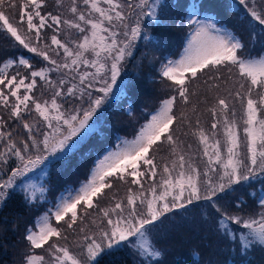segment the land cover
<instances>
[{"label": "rangeland", "instance_id": "obj_1", "mask_svg": "<svg viewBox=\"0 0 264 264\" xmlns=\"http://www.w3.org/2000/svg\"><path fill=\"white\" fill-rule=\"evenodd\" d=\"M176 2L179 9L174 5ZM186 2V0L51 1L52 9L50 6L47 7L51 12L48 14L46 12L39 22L31 24L36 28V34L31 33L28 37H22L20 34V38L24 39L22 43L31 48L34 47L31 38L37 43L39 41L42 43V38L44 40L46 37L45 33L47 35L50 33V39L45 38L42 47L43 60L39 71L32 74L34 81L32 85L38 86L39 94L36 98H39L36 102L43 122L27 125L25 128L29 132L25 141L19 140L17 144L14 143L15 146L8 142V148L3 151L4 159L11 157L12 161L19 165L14 170L11 181H8L9 186L17 183L20 177L33 173L40 164L59 158L65 159L70 173L65 175L63 181L68 182L74 178L80 179L81 182L71 192L60 196L56 205H53V213L60 218L77 205L81 208L78 211L82 215L94 217L93 206L98 200L93 197V193L102 187L103 181L113 192L119 189L116 182L119 175L116 169H120L123 162L134 165L140 154L147 151L153 140L159 138L174 121L175 99L167 98L158 105L159 93L166 91L169 85L156 78V69L159 76H169L172 81L184 82L188 71L195 72L205 67V80L228 82L229 94L231 91L240 90L242 76L237 72L239 68L241 72L248 73L246 78L248 81L253 79L260 81L263 78L264 56H247L238 49L239 39L234 31L228 25H222L215 14L206 12L207 7H201L200 0L192 3L189 11L184 12L181 5ZM232 2L238 3L242 7L241 10L247 12L259 4L254 3L255 0ZM250 2L254 4L248 5ZM79 5L82 6L81 10L78 15H74L69 7L74 11ZM260 6L264 7V3ZM251 14L255 19L258 18L256 11H252ZM74 16L78 18L74 19ZM183 17L188 24L181 23ZM3 20L7 22L6 19ZM85 23L88 26L84 25ZM74 26L77 27L78 33L75 37L69 32ZM185 26L189 32L185 34L186 46L182 50V55L174 59L175 52L172 51L174 39ZM14 28L18 31V28ZM166 57L168 62H163ZM225 59H229L231 66L229 63L226 64ZM211 62L214 63L215 69ZM207 67L211 69L208 70ZM8 94L4 100L8 99L11 102L12 96L8 97ZM202 100L204 104L208 103L212 108L213 106L217 108L211 98L207 99L205 93ZM249 103L246 112L248 129L245 133L252 137L250 151L252 164L263 169L264 162L259 161L257 156L258 153L262 155L264 152V146L259 150L262 147L261 143H264V117L259 118L260 111L252 100ZM184 106H189V103L186 102ZM146 111L147 116L143 118ZM223 115L225 118L232 117L230 127L222 126V120L214 113L211 115V121L224 130L219 131L221 136H218V141L216 139L212 141L215 138L214 130L208 128L209 132L206 133L202 129L199 140H202L201 149L204 150V154L199 153L194 157L191 155L189 156L191 158L181 161L175 150L173 154L175 156L171 158L180 161L182 165L167 166L163 179L159 182L160 188L157 190L156 185L155 187L152 185L150 190L147 189V201L153 222L159 221L161 225L164 214L172 218L173 215L169 214L171 211L192 204L194 199L200 200L204 194H208L205 195L207 200L212 199L216 183L210 181L209 168L215 167V164L210 161L209 155H213L212 159L218 162L222 154L224 158L222 167L227 166L234 179L238 180L240 177L238 169L242 163L241 154L236 149L231 150L234 142L239 140L235 126L238 117L236 108L226 110ZM140 120L142 121L137 125L135 135H129V125ZM115 134L122 138L111 145L110 140ZM168 139L174 146L177 144L174 135ZM221 140L230 142L226 144L225 150L221 147ZM104 145L106 149L94 162L88 178H85L82 172L84 173L91 158ZM212 146L217 148L216 152H213ZM202 161L204 166L202 172L198 173ZM203 171L204 177L200 176ZM139 185H143L141 181ZM146 194L143 191L130 194L131 201L128 204L123 199H117L113 207L107 208L115 218L107 217L109 223L104 226L99 224L100 226L88 235L85 254L69 252L67 251L69 246L62 244L58 248L64 252L62 257L52 263L93 264L106 249L114 248L119 242L127 239L144 258L159 261L163 255L161 249L155 247L149 228L147 229L143 218L138 216L137 199ZM82 198H86L87 204L89 202L91 206L84 205ZM261 200L264 202V195ZM119 206H122V215L116 214ZM248 211L251 209L248 208ZM248 219L245 221V230L238 232L240 244L243 247H251L252 243L264 245V207L249 215ZM50 223L47 215L37 220L36 230L31 232L33 242L39 245L47 244L52 229ZM129 237L135 240L132 242ZM52 242L61 244L59 240ZM46 250L52 249L48 247ZM18 255L14 264L18 263ZM49 260L47 259L51 263ZM29 264L41 263L33 256Z\"/></svg>", "mask_w": 264, "mask_h": 264}, {"label": "trees", "instance_id": "obj_2", "mask_svg": "<svg viewBox=\"0 0 264 264\" xmlns=\"http://www.w3.org/2000/svg\"><path fill=\"white\" fill-rule=\"evenodd\" d=\"M51 1H0V264H14L17 254H19L17 264H29L33 256L41 264H49L47 259H50V264H53L52 262L58 260L64 253L58 249L62 244L69 246L67 250L69 252L85 254L88 235L98 226L109 223L110 220L107 217H112L107 211L108 207L115 205L117 199H123L128 204L131 201L130 194H136L139 191L146 194L147 189L150 190L152 185L154 187L156 185L158 190L159 182L162 181L167 166L182 165L180 161L171 158L175 156L173 155L175 150L176 156H179L181 161L191 158L189 157L191 155L192 157L199 153L203 155L202 140H199L202 129L206 133L209 132L208 128L214 130L215 138L212 141L215 139L218 141V136H221L219 131H222V128L211 121V115L214 113L219 117L222 120V126L230 127L232 117L225 118L223 114L233 107L236 108L238 116L235 126H237L239 140L234 142L231 150L240 151L242 158L238 169L240 176L238 180L233 178L234 175L227 166L222 167L221 163L224 161L222 154L218 162L212 159L213 155H209L210 161L215 164V167L209 168L210 181L213 180L216 183L211 200H207L205 195L208 194H204L200 200L194 199L192 204L171 211L169 214L173 215L172 218L164 214L160 225L159 221L152 220L147 194L137 199L138 216L143 218L147 229L149 228L155 247L161 249V255L163 254L161 261L144 258L127 239L119 242L114 248L106 249L93 264H264V245L252 243L251 247H243L238 233L242 229L245 230V221L250 219H248L249 215H253L255 211L264 207V202L261 200L264 195V168H257L252 164L250 156L252 137H248L245 133L248 129L246 112L250 100L260 111L259 118L264 117V76L260 81H257L258 79L248 81L246 80L248 73L246 72L245 75V71H240L241 68L237 71L243 78L239 83L240 90L239 92L231 91V94L228 93L230 89L227 90L228 82L205 80V67L195 72L188 71L184 82L160 77L156 69V78L169 85L166 91L159 93L158 105L167 98H174L176 101L173 112L174 121L159 138L153 140L147 151L140 154L134 165L123 162L120 169H116L119 175V180L116 181L119 189L113 192L103 181L102 187L93 193V197L98 200V203L93 206L94 217L82 215L78 211L81 208L77 205L66 211L60 218L54 215L53 205H56L60 196L71 192L81 182L80 179L74 178L68 182L63 181L65 175L70 173L65 159L59 158V160L40 164L33 173L20 177L17 183L9 186L8 181H11V176L19 165L12 161L11 157L4 159L3 151L8 148V142L14 145L19 140L25 141L29 132L25 128L27 125L43 122L36 102L39 98H36L39 94L38 86L32 85L34 82L32 74L39 71L38 68L43 60L42 47L45 38L50 39V33L48 35L45 33L46 37L44 40L42 38V43L40 41L37 43L34 38H31L33 42L31 44L35 47L31 48L22 43L24 39L20 38V34L22 37H28L31 33L36 34L37 30L31 24L39 22L42 16L51 12ZM186 1L182 5L179 4L184 12L198 0ZM256 2L259 4L257 3L250 12L241 10L242 7L238 3L234 4L232 0H200V6H206V12L215 14L222 25L226 24L234 31L239 39V50L247 56H264V7L260 6L264 0H255L254 3ZM254 3L250 2L248 5L252 6ZM67 4H69L68 1ZM174 5L179 9L177 2ZM48 6L51 7L50 10H47ZM81 7L79 5L78 9L74 8V11L71 7L69 8L74 15H78ZM252 11H256L257 19L252 17ZM181 23L185 25L182 18ZM84 25L88 26L87 23ZM13 27L18 28V31ZM69 32L75 37L78 34L77 27H72ZM178 36L174 39L172 49L177 44ZM46 43L48 44V41ZM225 61L231 66L229 59ZM126 63L128 64L127 58ZM210 64L213 67L214 63ZM127 66L129 68V65ZM203 93L207 95V99L213 100L217 105L216 109L208 103H203ZM7 94L8 97L12 96L11 102L8 99L4 100ZM186 102L189 106H184ZM152 109L149 108V110ZM144 116H147V111L143 118ZM142 120L129 125V135H135L137 125ZM173 135L177 139L175 146L168 139ZM121 138L119 134L113 135L110 140L111 145ZM221 141V147L225 150L226 144L230 142ZM261 144L262 147L259 150L264 146V143ZM105 148L104 145L101 150ZM212 148L213 152H216L217 148L214 146ZM101 150L91 158L84 173L82 172L85 178L88 167ZM257 157L259 161L264 162V152L262 155L258 153ZM203 162L198 173L202 172ZM204 174L203 171L200 176L204 177ZM139 181L143 185H139ZM82 203L91 206L89 202L87 204L86 198H82ZM248 208L252 212L248 211ZM116 214L122 215V206L118 207ZM45 215L51 220L52 229L46 241L47 244L39 245L33 242L31 232L36 230L37 220ZM129 238L132 242L135 240L133 237ZM53 240H59L61 244L57 242L53 244ZM48 247L52 250H46Z\"/></svg>", "mask_w": 264, "mask_h": 264}]
</instances>
